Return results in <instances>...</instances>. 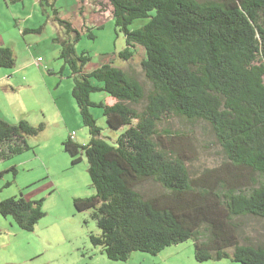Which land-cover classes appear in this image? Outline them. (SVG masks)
<instances>
[{"label":"trees","instance_id":"trees-1","mask_svg":"<svg viewBox=\"0 0 264 264\" xmlns=\"http://www.w3.org/2000/svg\"><path fill=\"white\" fill-rule=\"evenodd\" d=\"M55 1L39 3L53 9L63 32L55 38L59 58L71 70L73 98L90 134L85 144L71 134L63 146L73 163L81 152L88 160L96 193L75 198L74 205L90 211L101 230L91 242L117 261L193 240L198 261L264 264V236L241 241L245 217L264 220V0H107L115 31L126 37L118 57L130 61L143 46L149 87L130 71L132 61L126 69L111 61L87 72L91 57L76 50L81 33ZM137 20L143 22L131 28ZM15 64L14 49L0 46V68ZM95 92L108 96L96 102ZM91 107L103 109L109 128L124 131L103 136ZM169 119L209 126L224 162L194 177L195 137L167 126ZM44 127L0 117V161L31 149L28 137ZM12 170L16 176V166ZM147 180L164 191L147 195L139 189ZM43 201L0 199V213L32 231L45 216Z\"/></svg>","mask_w":264,"mask_h":264},{"label":"rangeland","instance_id":"rangeland-1","mask_svg":"<svg viewBox=\"0 0 264 264\" xmlns=\"http://www.w3.org/2000/svg\"><path fill=\"white\" fill-rule=\"evenodd\" d=\"M55 5L60 16L81 33L76 50L79 54L86 51L90 55L91 59L85 66L87 72L111 61L126 69L132 61L130 71L149 87L141 66L146 58L143 46L136 47L135 56L130 61L118 57V53L126 48V37L123 32L115 31L112 7L107 0H56ZM100 8L104 11L98 10ZM142 22L137 20L131 28ZM88 27H92L95 38L89 37ZM60 35L63 36V32L53 21L50 6L42 7L38 0H0V44L14 46L16 54L15 67L0 68V72L15 70L41 56L42 69L46 68L47 76L42 79L40 75H30L33 91L6 87L0 81V117L10 123L25 119L34 126H45L38 135L28 137L31 149L15 159L0 161V199L20 195L28 200L44 199L45 211V216L32 231L21 229L11 216L7 217L13 226L6 222V230L0 233V264H241L231 259L198 261L193 240L169 246L157 255L137 251L126 261L109 259L102 246L91 242L90 235L100 234L101 230L90 211H78L74 205L75 198L96 193L88 172V160L81 152L79 161L73 163L74 157L63 146L73 133V140L80 144L87 143L90 134L73 98L71 70L59 58L61 45L55 38ZM49 71H54V75L50 76ZM107 96L106 92L91 94L96 102L105 100ZM55 99L59 104L57 108L53 105ZM91 112L103 136L116 138L124 131L108 127L102 108L91 107ZM166 125L195 137V153L190 154L192 160L189 163L194 177L226 159L206 124L193 126L179 119H169ZM19 161L21 164L16 167L15 176L12 163ZM139 189L149 196L164 191L152 180L144 181ZM241 223L242 242L263 240L264 220L245 217Z\"/></svg>","mask_w":264,"mask_h":264},{"label":"crops","instance_id":"crops-1","mask_svg":"<svg viewBox=\"0 0 264 264\" xmlns=\"http://www.w3.org/2000/svg\"><path fill=\"white\" fill-rule=\"evenodd\" d=\"M26 30H30V29L29 28H26ZM0 45L1 46H9V47H11L9 44H4V43L3 44H0ZM12 48H15V47L13 46ZM39 57H41V56H39ZM36 60H33L32 62L31 61H28L26 64L22 65L21 67H16L15 70L7 71V72H0V81L2 82L1 85H4L6 87L7 86L15 87V88H18V89H22V88H24V89H30L31 91H33L34 90V84L31 81L32 80L31 79V76L34 77L36 75L37 76L40 75V77L42 79H45L47 77L46 74H45V71L46 70H44L46 68L42 69L43 68V65L36 64L37 63V62L35 63ZM48 74L50 76L51 75H54V71H49ZM21 77H22V79L20 80ZM49 85H50V83H49ZM68 103H69L70 109L73 110L74 108L72 106V102L69 99H68ZM53 105L56 106V108H57V106H59L58 101L56 99H55V102H53ZM43 109H41V110H43ZM59 113H61V112H59ZM61 115H62V119L65 120L66 118H65L64 114L62 113ZM68 116H69V111H68ZM19 164H21L20 161H19V163H17V162L12 163V166H16L17 167V166H19ZM1 217H2L3 220L1 219ZM6 222H8V223L10 222L9 224L11 226H13L12 225V222L9 219H7V217H3L1 215V213H0V233L4 232V230H6V227H5V223Z\"/></svg>","mask_w":264,"mask_h":264},{"label":"built area","instance_id":"built-area-1","mask_svg":"<svg viewBox=\"0 0 264 264\" xmlns=\"http://www.w3.org/2000/svg\"><path fill=\"white\" fill-rule=\"evenodd\" d=\"M42 61H43V58H42V57H39V58L36 60V62H37L38 65H41V64H42ZM74 136H75V133L72 134V137H74Z\"/></svg>","mask_w":264,"mask_h":264}]
</instances>
